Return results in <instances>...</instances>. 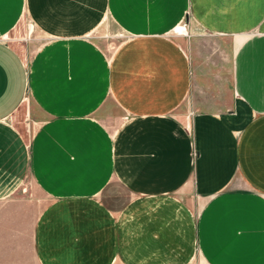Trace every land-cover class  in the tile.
I'll return each mask as SVG.
<instances>
[{
	"label": "crops",
	"instance_id": "1",
	"mask_svg": "<svg viewBox=\"0 0 264 264\" xmlns=\"http://www.w3.org/2000/svg\"><path fill=\"white\" fill-rule=\"evenodd\" d=\"M22 18L29 58L4 40ZM183 22L241 38L231 110L187 111ZM27 174L38 264H264V0H0V205L31 203Z\"/></svg>",
	"mask_w": 264,
	"mask_h": 264
},
{
	"label": "rangeland",
	"instance_id": "2",
	"mask_svg": "<svg viewBox=\"0 0 264 264\" xmlns=\"http://www.w3.org/2000/svg\"><path fill=\"white\" fill-rule=\"evenodd\" d=\"M183 22L182 31L174 34L185 35V46L189 54L191 76V100L187 111H208L211 113L231 110L237 102L233 88V56L241 38L232 34H213L195 31ZM25 18L20 19L4 40L9 42L26 58L31 56L40 39ZM96 44L103 50L113 52L116 45L125 39L111 24L91 34ZM118 116V109L111 108ZM188 113V112H187ZM192 113V112H191ZM9 121L28 138L37 126L29 99H25ZM30 199L26 205H0V264H38L34 246L33 230L37 216L49 203V197L34 184L30 175L23 179L16 194ZM190 264H204L198 257Z\"/></svg>",
	"mask_w": 264,
	"mask_h": 264
},
{
	"label": "bare ground",
	"instance_id": "3",
	"mask_svg": "<svg viewBox=\"0 0 264 264\" xmlns=\"http://www.w3.org/2000/svg\"><path fill=\"white\" fill-rule=\"evenodd\" d=\"M178 31H182V30H181V28H180V29H178Z\"/></svg>",
	"mask_w": 264,
	"mask_h": 264
}]
</instances>
